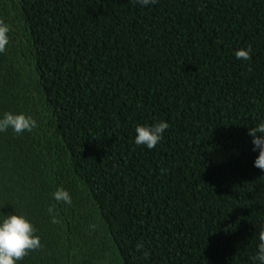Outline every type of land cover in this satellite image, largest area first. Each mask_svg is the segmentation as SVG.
<instances>
[{"label": "trees", "instance_id": "trees-1", "mask_svg": "<svg viewBox=\"0 0 264 264\" xmlns=\"http://www.w3.org/2000/svg\"><path fill=\"white\" fill-rule=\"evenodd\" d=\"M0 22V115L37 122L0 133V211L42 245L20 264H253L264 0H0ZM160 120L157 146H137Z\"/></svg>", "mask_w": 264, "mask_h": 264}, {"label": "clouds", "instance_id": "clouds-1", "mask_svg": "<svg viewBox=\"0 0 264 264\" xmlns=\"http://www.w3.org/2000/svg\"><path fill=\"white\" fill-rule=\"evenodd\" d=\"M134 3L148 7L155 4L156 0H134ZM8 32V25L0 22V52L5 51L9 42ZM250 51V47L237 49L234 51L235 58L246 61L250 58ZM36 127V120L25 113L5 112L0 115V133L11 129L12 132L20 134L25 131L31 132ZM168 128L169 123L166 120L137 125L134 143L137 146H146L151 150L163 139L165 130ZM248 134L252 138L253 151H258L254 166L264 172V120L249 128ZM52 196L54 200L62 204L71 205L73 202L70 193L64 188H57ZM53 211L52 208L48 209L51 222L56 223ZM36 233L37 229L27 216L15 212L0 211V264H20V261L30 251L39 249L42 245L40 237ZM137 247L140 248L142 245H137ZM252 260L253 264H264V229L259 232L257 250Z\"/></svg>", "mask_w": 264, "mask_h": 264}]
</instances>
